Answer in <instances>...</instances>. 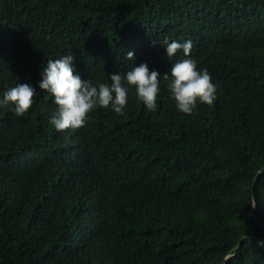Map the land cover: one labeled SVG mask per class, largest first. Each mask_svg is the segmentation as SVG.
I'll return each mask as SVG.
<instances>
[{
  "label": "trees",
  "instance_id": "1",
  "mask_svg": "<svg viewBox=\"0 0 264 264\" xmlns=\"http://www.w3.org/2000/svg\"><path fill=\"white\" fill-rule=\"evenodd\" d=\"M165 36L193 42L211 105L177 111ZM68 53L93 82L147 61L157 108L129 86L122 114L56 131L43 90L0 107V264H264V0H0V95Z\"/></svg>",
  "mask_w": 264,
  "mask_h": 264
},
{
  "label": "clouds",
  "instance_id": "2",
  "mask_svg": "<svg viewBox=\"0 0 264 264\" xmlns=\"http://www.w3.org/2000/svg\"><path fill=\"white\" fill-rule=\"evenodd\" d=\"M159 42L165 46L166 57L171 62L162 78L167 82L177 111L191 114L198 103L211 105L216 99V85L207 68L198 67L197 60L190 55L193 42L190 39L170 41L166 36ZM134 55V50L126 53L129 60ZM74 61L75 56L70 53L47 58L46 63H42L41 78L36 84L18 82L6 88L0 95V107L11 105L17 116H24L33 104L37 89L43 90L52 96L55 104L48 117L49 123L56 131H64L85 125L89 114L97 107L111 108L116 114H122L128 104V88L135 86L136 97L145 109L156 110L161 73L150 68L147 61L132 65L124 72H108L110 82L82 78ZM258 172H264V169H258ZM257 244L264 247V241ZM228 258L225 256L224 260Z\"/></svg>",
  "mask_w": 264,
  "mask_h": 264
},
{
  "label": "water",
  "instance_id": "3",
  "mask_svg": "<svg viewBox=\"0 0 264 264\" xmlns=\"http://www.w3.org/2000/svg\"><path fill=\"white\" fill-rule=\"evenodd\" d=\"M264 169V168H263ZM262 172H260L259 173V175H258V177H257V179H256V182L258 181V179H259V176H260V174H261ZM255 182V183H256ZM258 219V218H257ZM258 221H260L262 224H264L260 219H258ZM248 235H244L243 236V238H245V237H247ZM249 236H251V237H253L254 239H257V240H260L257 236H255V235H252V234H250ZM230 257V256H229Z\"/></svg>",
  "mask_w": 264,
  "mask_h": 264
}]
</instances>
